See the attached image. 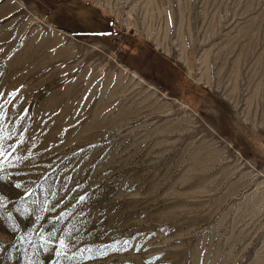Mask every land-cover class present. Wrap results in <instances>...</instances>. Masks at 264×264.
<instances>
[{"label": "rangeland", "instance_id": "374dc122", "mask_svg": "<svg viewBox=\"0 0 264 264\" xmlns=\"http://www.w3.org/2000/svg\"><path fill=\"white\" fill-rule=\"evenodd\" d=\"M0 93V264H264V0H0Z\"/></svg>", "mask_w": 264, "mask_h": 264}, {"label": "snow or ice", "instance_id": "6c2138e0", "mask_svg": "<svg viewBox=\"0 0 264 264\" xmlns=\"http://www.w3.org/2000/svg\"><path fill=\"white\" fill-rule=\"evenodd\" d=\"M0 95H3V93H0ZM13 98H15V93H12V94H10ZM8 102H11V101H8ZM0 154H2V153H0ZM84 199V197L83 196H81L80 197V200H83ZM61 245H63V241H61ZM58 255H59V253H58Z\"/></svg>", "mask_w": 264, "mask_h": 264}, {"label": "crops", "instance_id": "0c3cea01", "mask_svg": "<svg viewBox=\"0 0 264 264\" xmlns=\"http://www.w3.org/2000/svg\"><path fill=\"white\" fill-rule=\"evenodd\" d=\"M87 19H88V18H87ZM87 19H86V20H87ZM77 21H78V20H77V18H76V20H75L74 22H76V23H77Z\"/></svg>", "mask_w": 264, "mask_h": 264}, {"label": "bare ground", "instance_id": "6f19581e", "mask_svg": "<svg viewBox=\"0 0 264 264\" xmlns=\"http://www.w3.org/2000/svg\"><path fill=\"white\" fill-rule=\"evenodd\" d=\"M133 76H135V73H134V75ZM140 78V77H139Z\"/></svg>", "mask_w": 264, "mask_h": 264}]
</instances>
